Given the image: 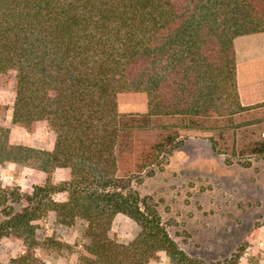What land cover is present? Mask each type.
<instances>
[{
	"label": "trees",
	"instance_id": "trees-1",
	"mask_svg": "<svg viewBox=\"0 0 264 264\" xmlns=\"http://www.w3.org/2000/svg\"><path fill=\"white\" fill-rule=\"evenodd\" d=\"M262 32L264 0H0V83L15 95L12 124L55 136L50 151L17 144L0 104V166L28 168L33 180L24 207L4 210L0 222V242L23 253L0 264H40L33 222L48 213L59 225H85L76 264H207L180 249L131 180L173 145L177 127L230 126L253 109L240 103L234 41ZM128 94L145 95L146 113L118 112ZM147 129L157 141L138 138ZM241 154L264 156V137ZM20 198L0 185L1 208ZM117 214L139 228L129 243L110 236ZM241 255L210 264H239Z\"/></svg>",
	"mask_w": 264,
	"mask_h": 264
},
{
	"label": "rangeland",
	"instance_id": "rangeland-1",
	"mask_svg": "<svg viewBox=\"0 0 264 264\" xmlns=\"http://www.w3.org/2000/svg\"><path fill=\"white\" fill-rule=\"evenodd\" d=\"M234 47L240 79L243 75L255 99H264V32L239 37ZM260 58L263 64H251ZM248 63L253 67L250 65L252 68L247 73ZM14 98L12 87L0 83V104L7 107L8 127L15 126L12 124ZM253 105V109L237 116L230 126L216 122L210 129L177 127L178 135L173 145L161 152L156 163L131 180L132 188L158 211L180 249L207 264L229 258L238 250H242L239 264H248L249 258L257 253L264 264L261 235L264 233V156L241 154L248 144L264 137V103ZM146 111L145 95L119 97L120 114ZM22 129L23 136L28 138L26 146L53 149L55 136L50 130L40 128L29 132ZM159 136L155 129L138 134L140 140L149 142L157 141ZM54 179L62 182L64 170L57 169ZM0 185L21 194L19 201L10 200L6 208L0 207L1 222L5 218L4 210L11 208L17 213L24 207L25 196L32 192L31 171L28 168L16 170L13 164L0 166ZM53 200L64 202L66 197L57 194L53 195ZM33 225L35 240L43 246L36 250L40 264H76L77 253L86 243L85 225L81 221L67 227L57 224L54 214L48 213ZM138 232L133 220L117 214L110 236L126 244ZM49 239L59 242L60 246L47 244ZM22 253L20 246L2 238L1 263ZM149 264H170V261L163 258Z\"/></svg>",
	"mask_w": 264,
	"mask_h": 264
},
{
	"label": "crops",
	"instance_id": "crops-1",
	"mask_svg": "<svg viewBox=\"0 0 264 264\" xmlns=\"http://www.w3.org/2000/svg\"><path fill=\"white\" fill-rule=\"evenodd\" d=\"M234 49H235V47H234ZM235 53H236V51H235ZM260 62L263 64V59H261V58L256 59L255 63H254V61H252L251 64H256V63H260ZM251 64L248 63L247 73L250 72V69L253 67ZM250 65L252 66L251 68H250ZM236 78H237L239 99H240V103L242 106H245V107L254 106L253 104H255L256 102H263L264 103V99H255V97H253L251 95V93L248 90V86L246 84V81H245L243 75L241 76V79H240L238 71H237V58H236ZM9 127L11 129V133L13 135L14 140L20 145H27L25 143V141L28 140V138L23 136L24 130L20 127H17V126L9 125ZM38 148H41V147L38 146ZM47 150H52V147L48 148ZM261 235H263V238H264V233L261 232Z\"/></svg>",
	"mask_w": 264,
	"mask_h": 264
},
{
	"label": "bare ground",
	"instance_id": "bare-ground-1",
	"mask_svg": "<svg viewBox=\"0 0 264 264\" xmlns=\"http://www.w3.org/2000/svg\"><path fill=\"white\" fill-rule=\"evenodd\" d=\"M262 75H264L263 73H262ZM263 80V79H262ZM262 82H264V81H262Z\"/></svg>",
	"mask_w": 264,
	"mask_h": 264
}]
</instances>
